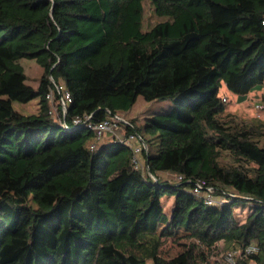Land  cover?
<instances>
[{
	"label": "trees",
	"instance_id": "1",
	"mask_svg": "<svg viewBox=\"0 0 264 264\" xmlns=\"http://www.w3.org/2000/svg\"><path fill=\"white\" fill-rule=\"evenodd\" d=\"M145 1L163 20L147 31ZM263 22L264 0H0V264H218L220 244H254L236 264H264V121L224 116L219 95L264 101ZM21 59L42 68L36 89ZM139 96L171 107L137 128L119 113ZM34 99V114L12 106ZM110 116L145 174L130 147L96 139Z\"/></svg>",
	"mask_w": 264,
	"mask_h": 264
},
{
	"label": "rangeland",
	"instance_id": "2",
	"mask_svg": "<svg viewBox=\"0 0 264 264\" xmlns=\"http://www.w3.org/2000/svg\"><path fill=\"white\" fill-rule=\"evenodd\" d=\"M163 21L162 19L156 17L153 12V8L149 2L143 3V16H142V27L144 31L149 30L156 23ZM20 65L24 69V73L26 76L25 83L36 89L38 86L39 79L42 75V68L36 64L34 60L21 59L19 61ZM263 91H253L248 94L247 99L244 102H238L236 96L232 95L224 86H222L219 95L221 98L225 99V115H230L234 118V120L238 122H252L253 120H261L258 118V114L256 113L254 106L257 102L261 100ZM38 99H34L26 104L13 102L12 106L15 111L23 114L30 115L37 112L38 108ZM171 107V102L169 100L163 101H145L141 96L137 97L133 106L125 113H119V116L124 121H129L134 124L137 128H140L144 119L156 115V114H164ZM120 121L121 119L118 118ZM125 138V130L122 126H118V130L116 132L115 137H111L110 135H106L104 140H123ZM103 141V140H102ZM142 162V160H141ZM230 162L228 158H223L222 163ZM166 179L174 180V176L169 174H163ZM206 195L204 194V197ZM214 201H218L219 199H213ZM163 202V210L166 215H170V211L173 204L172 197H166L162 199ZM239 212V211H238ZM179 247L171 241H166L162 248L163 255H174L178 251ZM227 249L220 244L219 251L214 253L209 261L211 263L217 262L218 264H223L224 259L223 256ZM253 264V263H251Z\"/></svg>",
	"mask_w": 264,
	"mask_h": 264
},
{
	"label": "built area",
	"instance_id": "3",
	"mask_svg": "<svg viewBox=\"0 0 264 264\" xmlns=\"http://www.w3.org/2000/svg\"><path fill=\"white\" fill-rule=\"evenodd\" d=\"M264 25V22H263ZM55 89V91H54ZM54 89L49 90L46 95L47 100L50 104V112L52 115L57 116L58 110L61 111L62 115L65 114L66 106L70 103L71 97L69 93L62 87L54 84ZM55 92L58 94V98H55ZM224 102L225 99L222 98ZM254 109L258 114V118L264 121V101H259L255 104ZM86 119V117L84 118ZM80 121L78 118L73 120L74 124H78ZM119 119L116 117H108L105 121L95 124L91 126L90 129L93 131L96 139L103 138L106 134H110L112 137H115L116 132L118 130V123ZM64 125V123L62 124ZM119 140V139H115ZM123 144L130 147L133 151V159L132 162L135 166V169H140L145 174L144 166L141 162V149L138 144V139L134 135H129L123 140H119ZM95 144L90 145V149H94ZM197 192V191H195ZM205 200L207 204L214 203V200L209 197V194H205ZM259 252V248L254 245L250 244L244 248H232L225 252L223 259L225 264H236V259L239 257H247L250 255L257 254Z\"/></svg>",
	"mask_w": 264,
	"mask_h": 264
}]
</instances>
